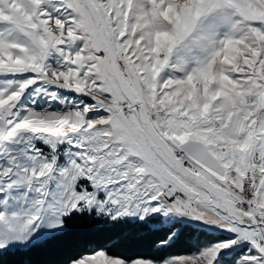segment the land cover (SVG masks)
<instances>
[{"label":"snow or ice","instance_id":"obj_1","mask_svg":"<svg viewBox=\"0 0 264 264\" xmlns=\"http://www.w3.org/2000/svg\"><path fill=\"white\" fill-rule=\"evenodd\" d=\"M0 264H264V0H0Z\"/></svg>","mask_w":264,"mask_h":264},{"label":"trees","instance_id":"obj_2","mask_svg":"<svg viewBox=\"0 0 264 264\" xmlns=\"http://www.w3.org/2000/svg\"><path fill=\"white\" fill-rule=\"evenodd\" d=\"M145 243H147V241H145Z\"/></svg>","mask_w":264,"mask_h":264}]
</instances>
